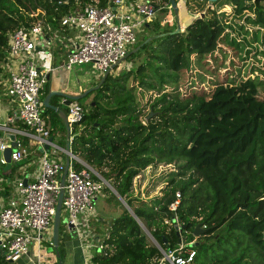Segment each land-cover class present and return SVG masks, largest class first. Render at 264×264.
<instances>
[{"label": "trees", "instance_id": "trees-1", "mask_svg": "<svg viewBox=\"0 0 264 264\" xmlns=\"http://www.w3.org/2000/svg\"><path fill=\"white\" fill-rule=\"evenodd\" d=\"M182 4L184 29L176 31L175 24L163 25L161 15L155 16L152 32L126 56L139 53L138 64L109 73L86 95L95 93L81 103L84 114L72 126L70 149L110 183L105 199L123 207L122 198L165 251L180 238L195 239L197 245H186L195 250L193 264H264V0ZM68 9L58 0H0V79L6 76L9 33L33 23L41 16L38 10L47 23L63 29L60 18ZM240 82L250 88L245 101L230 96L235 87L244 91ZM44 85L41 103L51 89ZM61 99L53 95L50 104L62 106ZM42 116L54 137L61 117L43 105ZM205 129L225 144L212 147ZM175 163L160 177V196L143 200L134 194V180L146 167ZM24 164L15 162L6 171L4 165L1 173L23 177ZM74 166L81 168L77 161ZM12 193L4 181L0 195ZM122 211L107 223L105 252L89 254L92 264H152L162 256L134 215L126 207ZM175 224L182 228L180 236ZM197 224L205 232L195 237ZM69 239L60 232L58 250L52 249L55 264H63ZM0 262L11 263L1 252Z\"/></svg>", "mask_w": 264, "mask_h": 264}, {"label": "built area", "instance_id": "built-area-1", "mask_svg": "<svg viewBox=\"0 0 264 264\" xmlns=\"http://www.w3.org/2000/svg\"><path fill=\"white\" fill-rule=\"evenodd\" d=\"M181 0H178L180 3ZM184 1V0H182ZM59 4L68 5V11L60 18L64 28L75 30L76 35L68 37L71 49L67 52L65 61L60 66H51L42 71L38 58V49L47 51L53 58L55 39L64 38L61 29L54 28L46 22L45 12L33 23L9 33L8 56L3 69L7 74L5 92L17 99L19 106L0 123V129L14 133L15 146L12 147L11 163L20 162L29 155V147L24 144V138L36 146L43 148L40 169L33 180L23 183L18 178L13 183V196L0 209V252L7 260L17 261L22 256H28L32 264H50L47 257L49 249L54 248L52 239L44 236L45 231H52L55 207L60 193V178L66 162L61 159H49L44 144H49L53 154L61 149L69 159L68 170L64 183L62 211L64 228L73 235L81 236L82 223L78 215L86 212H97L95 202L97 193L109 183L92 166L76 156L71 149L58 146L46 128V120L42 116L40 93L50 70L56 68L72 69L74 66H87L100 79L106 72L120 63L130 49L139 41L137 31L146 26L157 15L159 10L167 9L166 17L161 24L185 26L176 21L173 7L166 3L162 5L151 0H109L106 5H100V0H58ZM34 13L35 15L38 14ZM149 25V24H148ZM52 47V52L49 48ZM49 49V50H48ZM113 65H115L113 67ZM66 118L70 125L69 143L72 142V126L83 118L84 109L79 101L68 104ZM23 123V128L12 125L17 121ZM0 136V165L6 164L2 152L10 145V139ZM74 161L81 168L74 166ZM110 187V186H109ZM171 204L175 210L180 194ZM168 220H166L167 222ZM69 224L73 225V231ZM107 230V228H106ZM95 240L88 236L82 240V246L89 250L105 252L103 240ZM184 239V238H183ZM185 240V239H184ZM195 242H179L174 248L165 251L160 245L162 256L152 264H193L195 250L186 247ZM32 253V254H31ZM84 264H92L88 257Z\"/></svg>", "mask_w": 264, "mask_h": 264}, {"label": "rangeland", "instance_id": "rangeland-1", "mask_svg": "<svg viewBox=\"0 0 264 264\" xmlns=\"http://www.w3.org/2000/svg\"><path fill=\"white\" fill-rule=\"evenodd\" d=\"M168 10L165 9L164 13H159L161 12L159 10V12L157 13V15H161V20L166 17ZM156 15V16H157ZM158 15V16H159ZM155 17L152 19L151 22H149L148 24H151V27H146V26H142L139 28V30L137 31V35H138V40L142 39L145 36H148L151 32H152V26L154 25V20ZM184 22H186L187 16L183 17ZM184 25V24H183ZM135 45L132 47L134 48ZM131 48V49H132ZM130 49V50H131ZM143 50H141L140 53H142ZM39 54L42 56L43 59L47 60V63H50L52 58L49 57H45V55L42 53V51H39ZM140 61V57H139V53L134 54L133 56H129L124 58L120 63H118L111 71V73H121L124 72L128 69H131L133 67H135L138 62ZM258 64V63H256ZM257 66V65H256ZM81 68L78 70H74V77L72 76V78L74 79V83L78 86L80 85L81 88H83L84 90H87L90 87L95 86V84L97 83L98 80L95 79L96 75L94 72H92L91 70H89L87 68V66H80ZM244 74V78H246L245 73ZM77 78L81 79L80 84L77 83ZM83 79V80H82ZM240 85L242 88H244V91H240V89H238L237 87L234 88V90L230 91V96L234 97L237 100H241V101H245L248 98H250V96L247 94V91L250 89L244 82H240ZM50 87V82L46 83L44 85V89ZM72 88V87H71ZM74 89V88H72ZM76 89H78L76 87ZM230 87H227V90H229ZM69 93H73V91L71 92L70 90H67ZM94 92L89 94L88 96H85L83 98H81L79 100L80 103L82 104H87L90 101H92L93 97H94ZM19 102V101H18ZM61 104V103H60ZM63 105V104H61ZM247 106V105H245ZM63 108L66 110V106L63 105ZM57 127H56V132H58V130L60 129V127L62 128L61 130H63V127L61 125V121L59 119H57ZM206 133L208 134V142L210 143V145L214 148L216 147H220L223 146L226 142L225 139H220L218 138V135H214L212 134L208 129H205ZM238 133H241V130H238ZM54 141L58 143V138L54 137ZM66 141L62 142V145H65ZM58 152H62L61 149H58ZM63 153V152H62ZM49 159H54L56 158V156H51L48 155ZM177 167V164H170V165H165V164H158V165H149L148 167H146L140 174V176H138L135 180H134V194H139L141 196V198L143 200H150L151 198H155L156 196H160L161 195V188L164 186V183L162 182V178H160L163 174H165L169 168L170 170H173ZM1 168H3L2 165H0V178L2 177V173H1ZM15 177V176H14ZM61 179V177H59ZM13 182V180H11ZM9 183V182H8ZM104 194V189L100 192H98L97 195V200L95 202V208L96 210H98L99 214L102 215L104 221H96L94 218L88 216V220L83 218V214L81 213L78 215L80 222L83 224L82 228H81V236L78 235H73L71 232L66 231V229L64 228V223L63 221H61L60 224V232L64 235V234H68L70 239L69 240H75V239H82V235L87 234L88 231L90 230H96L99 229V233L98 236H100V238L103 240V238L105 237V234L107 232L106 230V226L108 225L107 223H109V220H111L114 217L119 216L123 211V207H126L125 203L122 201V206H117L115 204V202L113 201H107L105 199V197H101ZM105 204H107V206H104ZM114 204V207H112ZM116 206V207H115ZM117 208V209H116ZM132 210V209H131ZM122 211V212H121ZM66 215L65 211H62L61 214V218L63 219ZM99 217V215H97ZM44 236L50 240L52 239V231H45L44 232ZM148 236V235H147ZM148 238L151 240V238L148 236ZM152 241V240H151ZM93 251V250H92ZM64 260H63V264H84L85 259L81 257H77L75 256L73 259L67 260L66 257V251H65V255H64ZM82 261V263H81ZM1 264V262H0ZM9 264H32L30 262V259L28 256H22L19 260L14 261L9 263Z\"/></svg>", "mask_w": 264, "mask_h": 264}, {"label": "crops", "instance_id": "crops-1", "mask_svg": "<svg viewBox=\"0 0 264 264\" xmlns=\"http://www.w3.org/2000/svg\"><path fill=\"white\" fill-rule=\"evenodd\" d=\"M182 2H184V1L181 0L180 3H179L178 0H177V4H178V7H179V16L176 17V15L175 14L174 15L176 17V21L177 22H180V23L184 24L183 17L186 16V15L184 14V9H183ZM59 33H62L64 38L59 39V40L55 39L54 48H53V58H52L50 63H47V60L43 59L42 56L39 54V51H42V53L45 55V57H49L46 54L47 51H44V50H41V49H38V51H37L42 71H45V70L49 69L52 65L53 66H60L65 61L67 52L71 49V46H72L71 41L68 39V37L71 36L72 40L75 41V39H73L75 37V35H76L75 30L63 28V29L60 30ZM49 49L52 52V47L49 48ZM80 68H81L80 66H74L72 69L56 68L54 70H50L49 73H48V76H47V78L49 79V82H50V88H51L50 90H52V89H64L66 91L67 90H70L71 92L73 91L72 94H80L82 92V90H84V89L81 88L80 85L77 86L73 82L74 79L72 78V76L74 77V72L73 71L74 70H78ZM95 79L98 80L97 77H95ZM6 81H7V74H6V76H2L1 79H0V123L5 121L6 118L8 117V115L11 114L12 112H14L17 109V107L19 106V102H18L17 99H14V98H12V97H10V96H8L6 94V92H5V83H6ZM80 82H81V79L77 78V83L80 84ZM71 87L74 88V89H72ZM76 87L78 89H76ZM61 98L62 99L60 100V103H62V100L64 99L63 97H61ZM56 106H59L65 112L67 110V107H66V110H65L63 108V105L62 106L56 105ZM61 120H62V118H61ZM62 122L63 123L61 125H62L63 128H65V131L61 130L62 128L60 127L58 132H56V130H55V133L53 135L55 138L56 137L58 138V140H59L58 143L54 141V137H52V136L51 137L53 138V141L58 146H60L62 148H65V145H66V143L68 141V138H67V131H66L65 123H64L63 120H62ZM16 123L13 124L12 126L16 127V128H20V127L23 128V123L20 120H19L20 125H18ZM6 133L3 130L0 129V136H2V137L4 136L5 138H8L5 135ZM64 141H66V143H65V145H62V142H64ZM28 144H29L28 146H29V151L30 152H29V155L22 160L23 162L25 161V164L21 167V171L20 172H21V174H23V177L21 176L22 178L27 177L28 180L31 181V180H33L36 177V175H37V173H38V171L40 169V162H41L42 154L44 152L39 150V146H36L35 144H33V143L29 142V141H28ZM37 150L39 151V153L36 152ZM46 153H47V156L48 155L56 156V158L61 159L64 162L67 161V156H66V154H64V152L63 153L62 152H58L57 154H53V152L48 150V151H46ZM22 161H20V162H22ZM21 177H19V178H21ZM16 179H18V177H16V176L13 177L12 179H10V178L3 177V175H2V177L0 178V187L2 186V183L5 181L6 184H8V182H9L11 184V186H12V189H13V183L15 182ZM11 180H13V182ZM11 196H13V193L9 194V196H7V197H4V196L0 195V209L2 208L3 205H5V203L7 202V200ZM101 197H104V194ZM104 206H107V204H105ZM112 207H114V204H113ZM97 215H99V217ZM88 216H90L92 218L95 217L94 219L96 221L99 218L101 220H103V217H102L101 214H99L98 210H97V212H86V213L83 214V218L86 219V220H88ZM98 233H99L98 229H96L95 231L94 230H90V231L87 232V234L82 235V239L81 238L80 239H75V240L71 239V240L65 241L64 246H65V249H66L65 251H66L67 260L73 259L75 256L81 257L82 260H83V258L86 259L87 257H89V254L92 253L93 251L89 250L88 248H84L82 246V240H85L86 237H88V236H94L95 240H97V239H99L98 238ZM47 257L49 259L50 264H55L54 263L55 252L52 249L48 250ZM81 263H82V261H81Z\"/></svg>", "mask_w": 264, "mask_h": 264}, {"label": "water", "instance_id": "water-1", "mask_svg": "<svg viewBox=\"0 0 264 264\" xmlns=\"http://www.w3.org/2000/svg\"><path fill=\"white\" fill-rule=\"evenodd\" d=\"M210 1H214V0H210ZM170 2H171L170 3L171 6L173 7L174 14L176 15V17L179 16V7H178V4H177V1L176 0H170ZM179 30H181V28H180V26H177L176 31H179ZM139 48H140V46H137L133 50V52L137 51ZM114 66L115 65H113V67ZM107 75H108V72H106L102 76V79L100 80L99 84L88 88L87 90H85L84 92H82L80 94H72V93H69L68 91H66L64 89H52V90H50L48 92V94L44 98V100L42 102L43 106L44 107H48V108H52L53 110L58 112V114L60 115V117L64 121L65 127H66V131H67V138H69V136H70V125H69V123L67 121V118H66V112L62 108H60L59 106L50 104L51 97L53 95H58V96L63 97L64 99L62 100V104L67 106L72 101H75V100L79 101L81 98L85 97L90 91L97 89L100 86V84L104 81V79L106 78ZM151 113L152 112H150V114L148 115L147 118H149L151 116ZM5 135L11 141L10 145H8L6 147V149L2 152L3 158H4L5 162H6V164L4 166V170L6 171L12 165V163H11V152H12V147L15 146L16 136H15L14 133H11V132H7ZM52 140H53L52 137L48 138V141H52ZM49 148H50L49 144L45 143L44 144L45 151H48ZM65 149L66 150L70 149L69 141H67V143L65 145ZM39 150L42 151V152L44 151L42 147H39ZM68 164H69V159L67 158L65 169L63 171V174H62V177H61V180H60V193H59V196H58V199H57V203H56V207H55V214H54L53 223H52V241H53V244H54V249L56 251L58 250V246H59L60 224H61V221H64L61 218V214H62V201H63V195H64V183H65L66 173H67V170H68ZM27 182H28V178L24 177L23 178V183L26 185ZM109 186L111 187L110 183H109ZM122 201L125 203L126 208L134 215L133 211L127 205V203L123 199H122ZM134 217L136 218L137 222L140 224L142 229L145 231V233L151 238L152 242H154L156 245L159 246V243L155 240V238L152 236L150 231L143 225V223L140 221V219L137 216H135V215H134ZM69 226H70L71 230L73 231V225L69 224ZM175 228L177 230V235L180 236V233H181V230H182L181 226H179V224H175ZM204 232H205L204 228H201L200 224H197L195 229H194V231H193V234H194L195 237H197V236H199L201 234H204ZM180 242H185V240L183 238H180ZM197 244H198L197 241L191 243V245H197ZM57 255H58V253H57ZM9 261L13 262V260H9Z\"/></svg>", "mask_w": 264, "mask_h": 264}]
</instances>
